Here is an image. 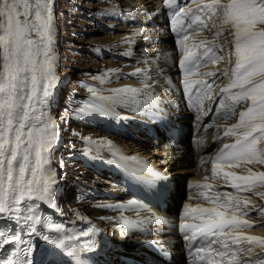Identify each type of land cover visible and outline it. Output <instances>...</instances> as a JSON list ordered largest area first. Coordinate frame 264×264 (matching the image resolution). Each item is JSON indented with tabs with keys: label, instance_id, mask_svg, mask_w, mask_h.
I'll list each match as a JSON object with an SVG mask.
<instances>
[{
	"label": "snow or ice",
	"instance_id": "obj_1",
	"mask_svg": "<svg viewBox=\"0 0 264 264\" xmlns=\"http://www.w3.org/2000/svg\"><path fill=\"white\" fill-rule=\"evenodd\" d=\"M165 7L171 10L177 26L173 30L180 37L178 43L183 57L179 64L183 70L184 90L191 98L195 86L203 87V94L197 89L193 101L197 110L205 103L212 84L187 77L201 66V61L215 64L225 59L231 62L232 55L236 58L231 74L227 70L220 73L230 82L221 89L216 101L224 116L238 117L237 123L224 132L225 137L235 136L236 140L223 144L212 161V174L237 194L201 192L211 206L184 205L185 222L180 229L185 239L191 240L198 264H264V253L255 252L257 248L264 249V236L246 235L241 231L257 226L243 217L252 212L260 214L264 208H256L239 195L254 191L255 195L264 196V191L258 190L264 188V171L247 168V174L241 175L231 170L249 164L264 165V0H187V3L166 0ZM215 18L221 19L219 26L205 22ZM209 27L230 31L233 48L227 55H218L217 51L224 52V47L214 42L212 46L206 41L192 45L203 49L199 54L190 49L188 41L192 32ZM54 32L53 0H0V218L14 220L17 224L23 222L32 234L37 233L36 225L41 223L35 214V201L51 202L55 195V173L49 159L58 133L54 118L47 115L57 79ZM221 34L219 30L216 32L217 36ZM202 75L215 77L216 72ZM113 91L115 96L101 99L139 103L136 96L141 91H146V103L156 99L151 84L145 89L125 87ZM194 187L211 190L216 186L198 184ZM129 203L137 204L136 201ZM193 213L199 215L193 216ZM189 219L199 222L189 223ZM46 227L60 232L63 226L49 222ZM42 239L74 258L78 251H91L95 245L90 241L88 246L77 249L65 244L62 237L43 235ZM22 244L26 242L19 233L0 230V264H34L33 246L21 247ZM9 245L14 250L4 255ZM213 256L219 257V261H213Z\"/></svg>",
	"mask_w": 264,
	"mask_h": 264
},
{
	"label": "bare ground",
	"instance_id": "obj_2",
	"mask_svg": "<svg viewBox=\"0 0 264 264\" xmlns=\"http://www.w3.org/2000/svg\"><path fill=\"white\" fill-rule=\"evenodd\" d=\"M113 1L114 4L112 6L115 8L119 20L131 24L113 26V28L119 30V32L108 34L106 40L90 41L91 43L103 46L102 56L107 55L111 59H123L118 62L119 66H116L112 62L113 60L100 59V63H104L105 61V64L108 65L109 70L106 73H109V75L106 77L103 83L104 85H102L103 89L96 92V95L93 96L92 99L94 103L88 108V111L101 118L99 121H88L83 123L84 125L88 124L97 128H105L108 127L105 124H109L112 137H108L107 143H103V140H106L105 137L101 136L96 138L95 136L96 140L103 144L100 148H94L92 147V143L88 142L89 147H92V154H98V156L95 155V157L99 159L96 160L93 158L94 163L93 160L91 163L99 167L98 170L100 166L106 165L109 170L107 169L108 173L104 172L106 173L105 176H111L110 178H113V180L116 178L118 172V165L116 162L119 160H128L138 170L143 166L148 167V165L155 166L156 168L158 167L163 176L154 179L149 177L147 183L155 187V182H157L159 186H164L166 188L165 191L163 189L161 192L158 189L152 192V194L153 196L161 198L166 208L173 211L178 209H176V204L178 202L181 203L180 208L183 210L184 205H191L193 207L197 205L203 207L211 206L210 202L200 195L201 192H206L208 195L214 192L237 194L228 191V186H224L222 180L213 176L212 161L219 153V149L212 148L214 144L220 141L218 137H225L224 132L226 129L237 123L238 117L224 116L222 110H219L217 106L215 109H211V104L215 100V97L213 96L209 100L207 99V96H210L209 94L205 96V104L202 110H197L195 112H190V110H188L189 105L183 102L184 97L178 94L180 90L178 82H180V80L175 76L176 71L182 67L179 64L178 68L174 64L175 57L172 52L174 46H166L168 45L167 43L171 41L172 36L171 34L162 33L165 31V27H156L152 24V22H158V19L150 14H152L153 10L161 8V0H135L132 2H130V0ZM143 9H149V11H141ZM143 12H146L147 15L142 16ZM205 22L209 25L215 23L219 26L221 19L215 18L214 20ZM119 23L120 22L117 20L107 21V23L105 22V26ZM141 23L147 26H140L139 24ZM108 29H111L110 26ZM148 29L154 30L152 31L154 33H148V31H150ZM213 30H219L222 34L218 37L214 35L216 37L213 39L212 33L201 31L197 33V35L195 34V39H198V42L195 44L197 45L200 44L201 41H206L210 44L214 42L216 45H223L224 52L222 53L223 55H227L232 49L228 48V46L231 45L230 41L232 39V37H228L229 34L227 35L228 29L212 28L210 31ZM86 31L90 33L104 32L101 28L89 29ZM155 32H158V34ZM144 34L148 36H144ZM202 36L206 39H202ZM155 37L157 38L155 39ZM149 41L152 42L151 47L147 46ZM123 42L129 44L121 45ZM162 43L165 44L163 45ZM54 44H56L55 37L53 47L55 46ZM139 44L145 45L149 49H138L136 45ZM189 47L193 52H196L195 48L197 47H192V45H189ZM118 48L120 49L119 51L116 50ZM159 49L161 50L157 52ZM138 50L152 52H144L141 54L140 52H136ZM213 50L216 51L215 48ZM147 55H153V57H148ZM232 57L235 58L234 55H232ZM127 64H134L136 66L128 67ZM202 64L204 65L203 69L193 70V75H198V77L193 79H201L210 84L215 81V83H217L215 85L228 84L230 82L227 78H225L226 82H219L221 79V77H219L221 72L227 70L230 73V69L225 67V62L219 61L215 64L211 62ZM206 72H216V76L202 75ZM60 76L62 77H56L55 87L52 89V95L49 100L55 98V89L61 84V79L66 78V76L63 75ZM147 84H151L152 92L157 90L163 93L161 98H165L166 100L164 102H159V105L156 104L158 101L146 103L148 100V98L144 97L146 91H141L136 96L139 103H133L131 101L126 103H113L104 101L101 97H98V95L101 94L115 96L116 93L113 90L125 87L145 89ZM164 84L167 86L159 88L160 85ZM216 90H218L217 87H215L211 93L217 95L218 91ZM153 94L157 95L158 93ZM124 95L128 96L131 94ZM219 95L220 94L217 95L218 98L220 97ZM169 97L175 98V100H173L174 103H172V99H168ZM156 105H158V108H156ZM168 106L171 107L169 110ZM244 107L246 108L247 105ZM238 108L239 106H237V109ZM239 110L240 108L237 111ZM148 111L154 115H149L147 113ZM158 111L160 113L157 115L156 113ZM155 117L158 119H155ZM188 117L194 121L193 127H191L189 131L191 136L186 137V131L184 133V130L188 122ZM101 121H104L105 124ZM147 121H150V125L146 124ZM124 124L135 126V128L125 127L127 131L133 132L131 136H135L137 140L142 142L140 143L141 145L137 143L133 144L135 143L133 140L124 139V136L129 134L124 130ZM57 133V140L50 150V157L52 156L53 148L60 142L61 133L58 131ZM115 140L121 141L119 145ZM227 141L228 139L224 140L223 144H226ZM103 148L105 149L102 150ZM125 148H127L129 152H125ZM49 166H52L51 159H49ZM193 167H195L194 175H192L193 173H189L192 172ZM242 167L243 169L246 168V170L247 168L253 170L254 164ZM76 168L78 169L77 166L67 167L64 176L69 174L71 177H74L76 174H81V176L78 175V177L94 180V173L86 169L76 170ZM234 171L238 174H247V171L241 169H235ZM253 171L255 172V170ZM56 178L55 174V181ZM62 179L65 181L68 180L67 178ZM98 182L103 184L110 183L109 180H100ZM198 184H212L216 187L211 190L194 187ZM182 185H185L186 192L182 190ZM92 186L99 190V192L93 193L83 188L81 189L83 190L82 193L72 194L73 192L70 188H64L61 195L57 196L55 194L54 200L51 202L35 201L37 205L35 214L38 215L41 220V223L36 225V234L30 233L28 226L24 225L23 222L17 224L14 220H6L3 218H0V229L1 225H4L5 228H2V230L8 233L15 230L16 233L21 235L26 244H31L33 246L32 260H36L38 258V253L45 250L50 245V243L42 239L43 235L62 237L68 242L74 240L80 241L79 238H84L89 233L92 234V228H103L109 231L112 241L110 247L111 251H109V253L107 252L105 258H102V260H105V264H128L125 258H142L143 255L141 253L149 255L150 260L154 264H187V259H185L186 255L184 253L185 249L183 248L182 242L187 244L188 241L177 237L176 231L172 227L164 226L162 224V218L159 219L157 214L149 213L148 207L131 197L128 192L120 191L121 187L118 184H115L113 188L111 187V191H108L110 187L106 190L105 186L93 184ZM102 192L104 196L108 197V199L106 198L107 200H99L97 202V200L93 199V197H98ZM252 192H245L248 193L247 195L239 193V195L252 200V195H249V193ZM64 198L65 204L63 203ZM130 201H136L137 204H130ZM254 201L257 202L254 204H261V207L264 208V199L261 196ZM76 203L79 205L76 206ZM110 204L113 206L122 205V207H120V210H117V207L110 208L107 206ZM246 219L250 223L256 225L255 219L253 220L252 217L248 216ZM49 222L62 225V230L57 232L55 229L47 228L46 225ZM262 228H264V226L259 227L257 225L254 227H245L241 231L246 235L264 236V231H262L264 229ZM143 239L151 242L150 246H157V251L160 253L151 252L150 248L145 247L143 244L135 245V243ZM26 244H22L21 246L25 247ZM246 245L247 244H245V247H247ZM119 255L123 257L119 259ZM215 260H219V257H215Z\"/></svg>",
	"mask_w": 264,
	"mask_h": 264
},
{
	"label": "rangeland",
	"instance_id": "obj_3",
	"mask_svg": "<svg viewBox=\"0 0 264 264\" xmlns=\"http://www.w3.org/2000/svg\"><path fill=\"white\" fill-rule=\"evenodd\" d=\"M132 1L135 0H130V2ZM113 4V0H53V24L55 30L54 37L56 39V44H54L55 46L53 47L56 58L55 75L57 78H61L62 76L60 75L66 76V78L61 79V84L58 87V96H56L55 99L49 100V109L47 108L48 115L54 118L57 125V131L61 133L62 137V142L52 151V170L57 177L54 184V190L58 196L61 195L64 188H70L73 192L72 194L82 193L83 190L81 189L83 188H86L93 193L99 192V190L95 189L92 184L105 186L106 190H108L107 186L109 184L98 182L105 178V176L102 172H97L92 168L93 165L91 164V160L88 155L93 151L89 147L88 142H91L94 147L99 148L102 142L96 140V138L101 136L105 137L106 140H103V143H107L108 137H112L110 130L108 129V131L104 128H97L88 124L84 125L83 122H93L94 120L98 121V119H100L98 116L88 111V108L94 103V100L92 99L94 96L93 91L99 92L102 90V85H104L103 83L109 75V73H106L109 70L108 65L105 64V61L104 63H100V59L113 60L112 62L116 66L118 65V62L123 60L121 58L111 59L107 55L102 56L103 46L90 42L92 40H106L108 38V34L119 32V30L114 29L113 26L129 24L119 20L117 12L115 11L114 6H112ZM148 10L149 9H143L141 11ZM168 12L169 10L166 11V15H168ZM167 17L170 16L168 15ZM116 20L120 23L109 25L111 29H108L109 26H105V22L107 23V21ZM95 28H101L104 32L90 33L86 31ZM210 28L211 27L204 30H208L206 32H210ZM213 31L214 33H212V36L214 39V37H216L214 35H216V31L218 30ZM227 35L228 37H231L229 30L227 31ZM126 44L129 43H121V45ZM136 47L138 49L143 48L140 44L136 45ZM228 48L231 49L233 46ZM116 50L119 51L120 49L118 48ZM136 52L141 53L142 51L138 50ZM233 62H235V60ZM228 63L229 62L226 61V66ZM127 65L128 67L136 66L134 64ZM100 96L103 97L106 95H98V97ZM81 109H84V111H81ZM191 122L192 121H189L187 124V136H191L189 133V130L192 127ZM128 127L135 128L133 125ZM124 139L133 140L135 142L133 144L142 143L137 140L135 136H131V134L124 136ZM225 139L227 138L224 137L220 142L214 144L212 149L219 146L218 144H221ZM115 142L119 143L121 141L116 140ZM74 166H77L78 169H86L94 173V180L83 179L82 177H78L79 174H76L74 177H71L69 174L64 176L67 167ZM78 169L76 168V170ZM234 169L247 171L246 168L243 169L242 166ZM253 170L264 171V165L254 164ZM194 171L195 167H193L192 172L189 173H193L192 175H194ZM79 176H81V174ZM62 178H67L68 180L65 181ZM181 187L182 190L186 192L185 185H182ZM263 190L264 188L259 189V191ZM228 191H232V189L228 187ZM247 194L248 193L242 192V195ZM249 195H252V200L249 201H251L256 208H263L261 207V204H254L257 203L254 200L260 196L255 195V192L249 193ZM261 197L264 199V196ZM106 198L108 197L104 196L103 192L100 193L98 197H93V199L97 200V202L99 200H107ZM63 201L65 204V198ZM75 205L78 206L79 204L76 203ZM248 216L252 217L253 220L255 219V223L259 227L264 226V212H261L260 214L252 212L247 215L246 218ZM259 251L261 250L255 249V252Z\"/></svg>",
	"mask_w": 264,
	"mask_h": 264
}]
</instances>
